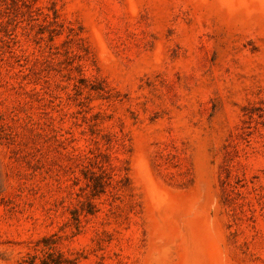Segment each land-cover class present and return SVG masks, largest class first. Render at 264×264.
<instances>
[{
  "label": "rangeland",
  "instance_id": "1",
  "mask_svg": "<svg viewBox=\"0 0 264 264\" xmlns=\"http://www.w3.org/2000/svg\"><path fill=\"white\" fill-rule=\"evenodd\" d=\"M0 264H264V0H0Z\"/></svg>",
  "mask_w": 264,
  "mask_h": 264
}]
</instances>
